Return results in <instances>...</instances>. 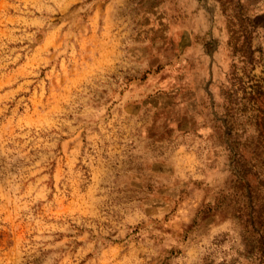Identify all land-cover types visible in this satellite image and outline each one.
<instances>
[{"label":"rangeland","instance_id":"obj_1","mask_svg":"<svg viewBox=\"0 0 264 264\" xmlns=\"http://www.w3.org/2000/svg\"><path fill=\"white\" fill-rule=\"evenodd\" d=\"M0 264H264V0H0Z\"/></svg>","mask_w":264,"mask_h":264}]
</instances>
